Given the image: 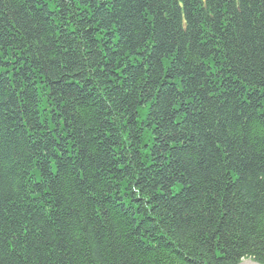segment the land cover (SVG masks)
<instances>
[{"label":"trees","instance_id":"16d2710c","mask_svg":"<svg viewBox=\"0 0 264 264\" xmlns=\"http://www.w3.org/2000/svg\"><path fill=\"white\" fill-rule=\"evenodd\" d=\"M264 264V0H0V264Z\"/></svg>","mask_w":264,"mask_h":264},{"label":"water","instance_id":"95a60500","mask_svg":"<svg viewBox=\"0 0 264 264\" xmlns=\"http://www.w3.org/2000/svg\"><path fill=\"white\" fill-rule=\"evenodd\" d=\"M239 264H259V263L255 262L253 260H247V261H243V262H241Z\"/></svg>","mask_w":264,"mask_h":264},{"label":"bare ground","instance_id":"6f19581e","mask_svg":"<svg viewBox=\"0 0 264 264\" xmlns=\"http://www.w3.org/2000/svg\"><path fill=\"white\" fill-rule=\"evenodd\" d=\"M244 260H246V259H244ZM244 260H242L241 262H243ZM248 260H250V259H248ZM246 261H247V260H246ZM241 262H239V263H241ZM239 263H238V264H239Z\"/></svg>","mask_w":264,"mask_h":264},{"label":"rangeland","instance_id":"374dc122","mask_svg":"<svg viewBox=\"0 0 264 264\" xmlns=\"http://www.w3.org/2000/svg\"><path fill=\"white\" fill-rule=\"evenodd\" d=\"M246 260H248V259H246ZM246 260H244V261H246Z\"/></svg>","mask_w":264,"mask_h":264}]
</instances>
